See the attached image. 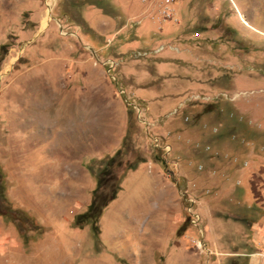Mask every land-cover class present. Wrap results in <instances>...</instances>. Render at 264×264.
<instances>
[{
    "label": "rangeland",
    "instance_id": "374dc122",
    "mask_svg": "<svg viewBox=\"0 0 264 264\" xmlns=\"http://www.w3.org/2000/svg\"><path fill=\"white\" fill-rule=\"evenodd\" d=\"M166 6L0 0V264H264V0Z\"/></svg>",
    "mask_w": 264,
    "mask_h": 264
},
{
    "label": "trees",
    "instance_id": "16d2710c",
    "mask_svg": "<svg viewBox=\"0 0 264 264\" xmlns=\"http://www.w3.org/2000/svg\"><path fill=\"white\" fill-rule=\"evenodd\" d=\"M6 55V49L5 46L0 47V59H2ZM121 155L120 149L117 150L113 156L107 159L105 162L104 167L100 171V173L97 176V182L96 186L92 191V197L91 200L86 208V210L83 213L77 214L74 218V226L78 229H82L86 225H90L92 234L95 238H97L99 229H98V219L100 218L103 209L108 206V204L113 201L116 197L117 191L120 189L119 185L115 183L114 189L111 192V195L107 197L106 195H103L101 192L102 189H105L109 181L112 180V171L115 166L120 165L119 157ZM140 162H144L143 159H139V161L132 163L126 167L127 171H134L136 170L138 164ZM1 174H0V181H1ZM0 198L4 200L3 198V188L0 185ZM6 208V214L10 215L14 218L13 215H20V212H17L15 210H12L9 206L5 205Z\"/></svg>",
    "mask_w": 264,
    "mask_h": 264
},
{
    "label": "built area",
    "instance_id": "2783aa9c",
    "mask_svg": "<svg viewBox=\"0 0 264 264\" xmlns=\"http://www.w3.org/2000/svg\"><path fill=\"white\" fill-rule=\"evenodd\" d=\"M153 0H141V2H143V3H148V2H152ZM162 1H165V3L167 4V8L168 9H172V8H170V6L172 5V4H174L175 2H178L179 0H162ZM169 5V6H168Z\"/></svg>",
    "mask_w": 264,
    "mask_h": 264
},
{
    "label": "flooded vegetation",
    "instance_id": "af4514ba",
    "mask_svg": "<svg viewBox=\"0 0 264 264\" xmlns=\"http://www.w3.org/2000/svg\"><path fill=\"white\" fill-rule=\"evenodd\" d=\"M201 20L203 21V17H202ZM218 22H220V18L217 17L216 21L210 25V28L212 29V27H214L216 24H218ZM204 27H206V26H204ZM231 30H232V32H234L233 28H230V27H226L225 28V31H230L231 32Z\"/></svg>",
    "mask_w": 264,
    "mask_h": 264
},
{
    "label": "crops",
    "instance_id": "0c3cea01",
    "mask_svg": "<svg viewBox=\"0 0 264 264\" xmlns=\"http://www.w3.org/2000/svg\"><path fill=\"white\" fill-rule=\"evenodd\" d=\"M119 2V1H118ZM127 7V6H126Z\"/></svg>",
    "mask_w": 264,
    "mask_h": 264
}]
</instances>
